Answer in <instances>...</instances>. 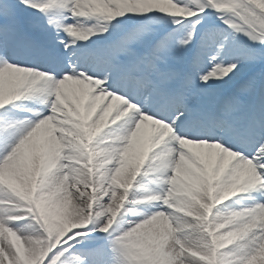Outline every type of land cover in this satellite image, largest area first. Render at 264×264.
Returning a JSON list of instances; mask_svg holds the SVG:
<instances>
[{"label": "snow or ice", "instance_id": "1", "mask_svg": "<svg viewBox=\"0 0 264 264\" xmlns=\"http://www.w3.org/2000/svg\"><path fill=\"white\" fill-rule=\"evenodd\" d=\"M0 264H264V0H0Z\"/></svg>", "mask_w": 264, "mask_h": 264}]
</instances>
